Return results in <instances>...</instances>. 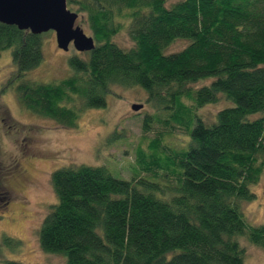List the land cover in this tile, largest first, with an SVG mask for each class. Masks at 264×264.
I'll return each instance as SVG.
<instances>
[{"label":"trees","instance_id":"obj_1","mask_svg":"<svg viewBox=\"0 0 264 264\" xmlns=\"http://www.w3.org/2000/svg\"><path fill=\"white\" fill-rule=\"evenodd\" d=\"M167 1L67 0L86 16L95 48L69 57L71 74L57 83L24 78L44 60L43 34L0 23V51L11 49L14 63L6 81L16 78L29 112L72 128L84 109L105 106L112 85L140 86L165 124L189 131L186 149L164 161L176 185L154 179L163 168L155 152L150 178L85 164L52 172L56 202L37 237L64 264H244L240 235L264 248V222L249 224L241 207L264 172V0ZM124 20L128 49L111 40ZM177 40L185 45L170 51ZM220 96L232 105L206 124L195 109ZM0 121L14 123L1 100Z\"/></svg>","mask_w":264,"mask_h":264},{"label":"rangeland","instance_id":"obj_2","mask_svg":"<svg viewBox=\"0 0 264 264\" xmlns=\"http://www.w3.org/2000/svg\"><path fill=\"white\" fill-rule=\"evenodd\" d=\"M176 1L168 0L167 4ZM69 9L77 12L72 7ZM81 15L78 13L76 24L92 36L86 16ZM122 22L111 40L128 49L133 42L128 33V21ZM41 38L44 60L28 71L24 78L57 83L71 74L68 58L85 55L72 45L66 51L58 48L53 31L43 33ZM184 45V41L177 40L169 50L177 51ZM13 72L11 49L0 51V100L15 123L6 125L0 121V264H64V256L41 250L37 237L41 221L56 202L50 178L52 172L60 167L79 164L104 166L114 177L131 180L139 177L133 176L136 169L140 175L150 178L152 168L149 166L153 163L150 157L155 152L159 157L156 162L163 168L156 170L154 179L163 185L166 182L172 185L179 183L175 173L165 174L164 161L170 160L172 152L186 149L189 131L183 125L165 124L166 113L159 112L147 101L148 95L142 87L112 85L104 107L84 109L76 126L67 128L52 119L29 112L18 103L14 90L16 78L13 76L9 82L6 81ZM210 82L206 78L189 86L197 88ZM182 101L187 106L193 105L187 98ZM132 104H142V108L135 111L131 109ZM228 105L229 101L220 96L216 102L195 109V113L210 124L216 113ZM168 113L170 115L171 111L168 110ZM24 159H29L35 167L37 173L32 171L31 175L36 178V183L27 193L17 190L12 193L7 186L15 180L13 170L16 164ZM251 190L254 198L242 201L241 207L248 223L259 225L264 222V172ZM164 194L168 198L172 196L169 192ZM22 197L27 198L25 205L29 211L22 210ZM5 202H8L6 206L3 205ZM20 211L26 214L25 219ZM238 237L244 249V264H264V248L251 243L246 235Z\"/></svg>","mask_w":264,"mask_h":264},{"label":"water","instance_id":"obj_3","mask_svg":"<svg viewBox=\"0 0 264 264\" xmlns=\"http://www.w3.org/2000/svg\"><path fill=\"white\" fill-rule=\"evenodd\" d=\"M77 19L67 0H0V23L36 35L53 31L58 48L66 51L72 45L78 52H89L95 41L76 24ZM141 108L142 104L131 105L135 111Z\"/></svg>","mask_w":264,"mask_h":264},{"label":"flooded vegetation","instance_id":"obj_4","mask_svg":"<svg viewBox=\"0 0 264 264\" xmlns=\"http://www.w3.org/2000/svg\"><path fill=\"white\" fill-rule=\"evenodd\" d=\"M16 166H18V168H16ZM15 168H14V174H15V180L13 182H9V187L7 186V188H9V190L12 193H16L15 190L19 191V192H23L25 191V193L29 192L31 189V187L33 185H35L36 183V178L34 176L31 175V172L35 170V167L32 165L31 161L29 159H24L21 163L18 162L16 164ZM37 173V172H36ZM21 203L22 205H24V207H22V210H27L26 208V201L27 198L26 197H22L21 199ZM8 202L3 203V205L6 206ZM8 209V207H7ZM29 211V210H27ZM20 213L22 214L21 217L22 218H26V214L23 213V211H20ZM46 264V263H45Z\"/></svg>","mask_w":264,"mask_h":264}]
</instances>
